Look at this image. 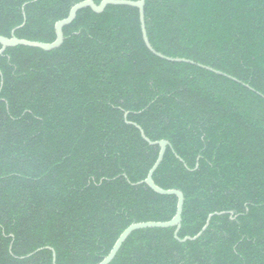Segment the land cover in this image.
I'll return each instance as SVG.
<instances>
[{"label":"trees","instance_id":"trees-1","mask_svg":"<svg viewBox=\"0 0 264 264\" xmlns=\"http://www.w3.org/2000/svg\"><path fill=\"white\" fill-rule=\"evenodd\" d=\"M82 1L0 0V36L51 43ZM145 22L195 63L150 51L126 5L0 55V264H98L130 225L175 216L177 196L141 183L160 146L136 125L171 144L153 179L184 194L179 238L220 214L186 242L136 230L110 264H264V0H146Z\"/></svg>","mask_w":264,"mask_h":264},{"label":"water","instance_id":"water-1","mask_svg":"<svg viewBox=\"0 0 264 264\" xmlns=\"http://www.w3.org/2000/svg\"><path fill=\"white\" fill-rule=\"evenodd\" d=\"M145 2L146 0H137V1H131V0H103L100 4H97L94 0H85L82 1L76 5H74L70 12L69 15L60 21H58L55 25L56 29V39L55 41L51 43H44V42H39V41H30L27 39H20L15 35V32L18 28L13 29L11 37H4L0 36V44L2 45V48L0 50V55L4 53V51L7 48L11 47H16V46H30V47H37L41 48L45 51H51L54 49H57L61 47L65 41V35H64V27L70 25L71 23L74 22V20L77 18L78 12L84 8H91L94 12L96 13H102L108 5H126V6H131V7H136L139 9L140 13V22H141V29H142V35L144 42L147 46V48L152 51L154 54L157 56L169 60V61H174V62H187V63H195L191 60L187 59H177V58H171L167 57L159 52H157L153 46L151 45L148 34H147V29H146V22H145ZM24 25V24H23ZM22 25V26H23ZM3 85V81L1 82V88ZM127 117V114L125 115ZM130 123V122H129ZM134 124V123H133ZM136 125V124H134ZM140 131L142 137L148 141L152 145H158L160 146V152L159 156L154 163L153 167L150 169L147 178L142 181L141 183L147 184L151 189H153L155 192L162 194V195H175L178 198V203H177V211L175 216L170 220V221H148V222H140V223H134L130 225L125 231L119 236L117 241L115 242L113 248L111 249L110 253L98 264H110L115 257L117 256L119 250L121 249L122 245L124 242L129 238V236L136 230L140 229H145V228H170V227H175V237L179 239L181 242H186L188 240H196L198 239L209 227L211 219L214 215L220 214V213H213L210 214L206 224L204 225L203 229L194 237H186L184 239H180L178 234L181 230L182 227V213H183V207H184V201L185 197L184 194L181 190L178 189H163L160 186H158L154 179V173L162 163L164 159V155L166 153L167 147L170 146V142L167 140H160V141H151L145 134V131L138 125H136ZM48 249L53 250L51 247H48ZM54 264H56V254L54 252Z\"/></svg>","mask_w":264,"mask_h":264}]
</instances>
